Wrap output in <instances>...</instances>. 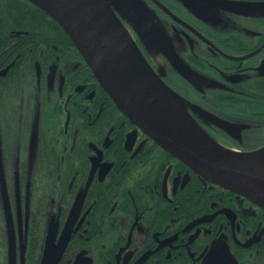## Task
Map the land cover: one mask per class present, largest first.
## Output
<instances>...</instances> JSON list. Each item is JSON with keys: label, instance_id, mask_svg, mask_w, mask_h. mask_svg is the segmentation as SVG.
Returning a JSON list of instances; mask_svg holds the SVG:
<instances>
[{"label": "flooded vegetation", "instance_id": "af4514ba", "mask_svg": "<svg viewBox=\"0 0 264 264\" xmlns=\"http://www.w3.org/2000/svg\"><path fill=\"white\" fill-rule=\"evenodd\" d=\"M8 1L27 24L1 32L0 264H264V206L161 147L54 19ZM107 1L198 127L264 145V0Z\"/></svg>", "mask_w": 264, "mask_h": 264}, {"label": "water", "instance_id": "95a60500", "mask_svg": "<svg viewBox=\"0 0 264 264\" xmlns=\"http://www.w3.org/2000/svg\"><path fill=\"white\" fill-rule=\"evenodd\" d=\"M28 1L62 27L133 123L205 180L264 206V145L231 150L198 127L136 47L107 0Z\"/></svg>", "mask_w": 264, "mask_h": 264}, {"label": "trees", "instance_id": "16d2710c", "mask_svg": "<svg viewBox=\"0 0 264 264\" xmlns=\"http://www.w3.org/2000/svg\"><path fill=\"white\" fill-rule=\"evenodd\" d=\"M1 8H0V44H3V39L6 38V35L1 33L7 29L14 28L15 26L23 27L27 24V20L25 19L24 15L19 12L18 10L7 11L5 5L8 4V0H0ZM36 10L43 13L46 17L48 15L44 13L42 10H39L38 7L34 6ZM12 12V14H11ZM27 17V16H26ZM47 19V18H46ZM55 23V22H54ZM58 28H61L58 24H56Z\"/></svg>", "mask_w": 264, "mask_h": 264}]
</instances>
